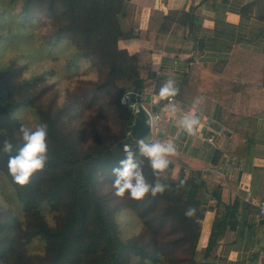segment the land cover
<instances>
[{
  "label": "trees",
  "instance_id": "1",
  "mask_svg": "<svg viewBox=\"0 0 264 264\" xmlns=\"http://www.w3.org/2000/svg\"><path fill=\"white\" fill-rule=\"evenodd\" d=\"M12 1L22 2L21 13L25 17L39 10L55 25L63 22L61 31L54 35L57 39L73 34L71 38L76 41L77 34L83 32L85 47H97L100 54L90 52L89 55L98 57L102 67L104 62H112L119 79L128 80V84L120 88L114 102L126 112L122 138L116 137L109 144L98 141L84 149V135L75 138L72 132L63 134L64 113H54L38 103L37 89L44 84L46 74L22 79L15 66L0 69V171L14 190L19 206L18 213L0 208V259L9 264H135L134 258H142L154 264H167L171 262L174 248H197L201 221L211 211L215 219L205 250L208 262L192 261L191 264H215L217 240L237 225L238 207L221 205L222 185L210 188L200 177L170 181L162 175L161 181L170 186L169 190L156 197L149 195L143 201L128 202V207L140 213L150 233L148 250L138 240L125 242L120 238L115 215L121 207L112 205L101 192L103 182L114 179L112 168L124 158L122 141L127 140L133 124V116L121 104V97L126 91L145 87L137 57L118 46L123 35L120 17L132 12L131 0ZM23 109L34 110L41 123L48 126L49 143L45 169L34 174L27 186L15 184L7 167L9 155L20 146L17 132L22 122L16 115ZM5 140L13 143V153L2 151ZM136 142L133 136L130 143ZM142 166L148 182L155 183L156 177L146 160ZM208 194L216 202L215 206L206 205L204 199ZM192 207L197 210L196 214L185 216V211ZM46 214L53 215L54 224L48 223ZM169 225L168 235L178 237L169 241L170 244L160 245L157 238ZM33 240L43 243V257L25 255V244Z\"/></svg>",
  "mask_w": 264,
  "mask_h": 264
},
{
  "label": "crops",
  "instance_id": "2",
  "mask_svg": "<svg viewBox=\"0 0 264 264\" xmlns=\"http://www.w3.org/2000/svg\"><path fill=\"white\" fill-rule=\"evenodd\" d=\"M120 17L121 50L138 59L144 88L158 94L160 82L174 79L182 104L196 105L215 122L211 144L199 135L163 127L159 141L174 140L178 154L167 169L172 179L200 177L223 187L221 205L238 207L237 225L217 240L215 264H264V0H131ZM159 61V76L151 65ZM164 129V130H163ZM210 144L205 147L204 143ZM232 152V153H231ZM237 158L225 172L227 158ZM215 165L220 171L208 172ZM186 170V171H184ZM223 174V175H222ZM206 205H214L210 194ZM215 213L201 221L200 249L206 250Z\"/></svg>",
  "mask_w": 264,
  "mask_h": 264
},
{
  "label": "rangeland",
  "instance_id": "3",
  "mask_svg": "<svg viewBox=\"0 0 264 264\" xmlns=\"http://www.w3.org/2000/svg\"><path fill=\"white\" fill-rule=\"evenodd\" d=\"M21 12V1L0 0V69L15 66L20 70L22 79L46 74L44 84L37 89L38 103L54 113H64L63 134L67 136L68 132H72L75 138L84 135V140H81L84 149L93 147L98 141L109 144L116 137L122 138L126 112L118 109L114 102L118 91L128 84V80L119 79L120 75L114 70L112 62H104L102 67L98 57L89 55L91 52L100 56L97 47H85L83 32L77 34L76 41L71 38L73 34L57 39L54 35L61 31L63 22L55 25L39 10L27 17ZM16 116L22 123H41L38 114L31 109H23ZM144 140L147 141L148 137ZM167 172L168 170L163 176L171 181ZM181 177L172 181H178ZM112 181L105 180L100 188L102 195L112 205L121 207L115 215L120 238L125 242L138 240L144 250H148L151 244L150 233L146 230L140 213L128 207V202L132 200L128 196L120 198L114 195ZM0 208L2 211H19L14 190L1 171ZM46 220L49 224H54L55 218L46 214ZM202 230H208L206 223ZM170 231L169 225L158 236L160 245L170 244L169 241L178 237L169 236ZM199 247L198 242L194 250L189 246L174 248L171 262L167 264H191L192 261L207 263L205 252ZM24 249L29 258H40L45 253L40 240L27 242ZM133 262L154 264L142 258H134ZM5 263L9 264L0 259V264Z\"/></svg>",
  "mask_w": 264,
  "mask_h": 264
},
{
  "label": "clouds",
  "instance_id": "4",
  "mask_svg": "<svg viewBox=\"0 0 264 264\" xmlns=\"http://www.w3.org/2000/svg\"><path fill=\"white\" fill-rule=\"evenodd\" d=\"M151 71L157 76L162 72L160 62L157 60L151 65ZM180 94V88L174 79H166L160 82L158 98L167 101L162 111L173 117L177 126L187 135L195 137L202 128V113L196 107L199 100L194 102L190 110L185 111L175 99ZM133 93H126L122 103L127 101ZM159 115L149 118L146 123L152 125L158 122ZM20 146L14 152L11 141L3 142L2 151L13 153L8 158V171L15 184L27 186L34 174L41 172L49 159L48 126L45 123L30 125L21 123L17 132ZM124 143V158L112 168V187L114 195L120 198L128 196L132 200L143 201L151 195L156 197L170 189V186L161 181V176L170 165V157L178 154L174 140L145 141L138 139L135 149H132L126 141ZM147 161L156 177L155 183H149L143 170V161ZM183 184V181H181ZM194 207L185 211V216L192 217L196 214Z\"/></svg>",
  "mask_w": 264,
  "mask_h": 264
},
{
  "label": "built area",
  "instance_id": "5",
  "mask_svg": "<svg viewBox=\"0 0 264 264\" xmlns=\"http://www.w3.org/2000/svg\"><path fill=\"white\" fill-rule=\"evenodd\" d=\"M130 92L133 93L134 95H132L127 101H125L123 103L121 102V104L131 112V114L133 116V123H134V119H135L136 114L138 112H140L141 109L146 111V113L149 115V118L155 119V117L157 115H159V117H160L158 122H154L152 125H150L149 132H148L147 136L145 137V138L148 137L147 141H159L158 135L160 133L161 128L167 127V126L175 127L177 129L178 134L185 133V132H183L182 129H180L177 126V122L173 117L167 115L165 112L162 111V108H163L164 104L167 103V101L160 100L158 98V94L156 93L154 88H142V89H133V90L126 91L122 95L121 101H122V98L125 96V94L130 93ZM176 100L178 101V99H176ZM178 102L180 103V106L185 111L190 110L193 107L191 105L182 104L180 101H178ZM202 124H203V126L197 135L202 137V139L206 140L207 142L214 144L215 143V135L218 133V131L215 128V122L210 117L205 116L202 113ZM133 136L134 135L132 133V130L130 129V131L127 133L126 142L130 145V147L132 149H135L136 144L130 143V139ZM145 138H143V139H145ZM167 139H170V136H167ZM123 150H124V146H123ZM237 162H239V161L235 157L227 158L225 163H224L223 169H225V172L223 174L226 175V171H231L234 168V163H237ZM170 166H171V164L169 165V167ZM184 171H186V170H184ZM207 171L208 172L212 171V172H215L217 174L220 173V171L217 169V167L215 165H211L207 169ZM258 207H259V214L262 217H264V200L259 203Z\"/></svg>",
  "mask_w": 264,
  "mask_h": 264
},
{
  "label": "water",
  "instance_id": "6",
  "mask_svg": "<svg viewBox=\"0 0 264 264\" xmlns=\"http://www.w3.org/2000/svg\"><path fill=\"white\" fill-rule=\"evenodd\" d=\"M148 119L149 115L143 109H141L140 112L136 114L134 123L131 126L132 133L136 137V140L143 139L147 136L150 127V125L146 123ZM204 146L209 148L210 144L205 142ZM261 223L264 224V219L261 221Z\"/></svg>",
  "mask_w": 264,
  "mask_h": 264
}]
</instances>
